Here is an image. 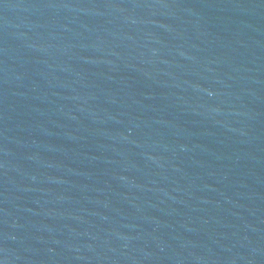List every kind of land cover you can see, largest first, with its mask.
<instances>
[{"label":"water","instance_id":"water-1","mask_svg":"<svg viewBox=\"0 0 264 264\" xmlns=\"http://www.w3.org/2000/svg\"><path fill=\"white\" fill-rule=\"evenodd\" d=\"M0 264H264V0H0Z\"/></svg>","mask_w":264,"mask_h":264}]
</instances>
